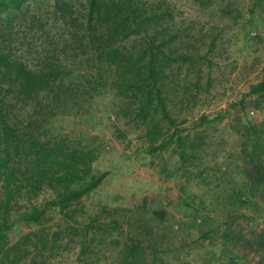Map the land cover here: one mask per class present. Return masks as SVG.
I'll return each instance as SVG.
<instances>
[{"label": "rangeland", "instance_id": "374dc122", "mask_svg": "<svg viewBox=\"0 0 264 264\" xmlns=\"http://www.w3.org/2000/svg\"><path fill=\"white\" fill-rule=\"evenodd\" d=\"M143 1L158 12L159 30L179 31L200 52L186 80V68L171 65L168 106L175 123L156 117V144L172 132L188 138L150 150L146 128L130 118L132 99L109 85L83 113L73 98L66 105L57 100L40 122L41 135L89 144L96 149L92 173L105 176L69 208L72 220L49 207L39 224L15 222L7 240L38 230L56 239L46 245L44 261L41 241L30 245L25 264H264V91L249 92L264 79V0ZM83 3L28 0L0 21V46L15 65L0 75L6 102L17 100L20 65L77 69L73 62L85 55L74 38ZM41 93L17 100L11 121L17 115L26 125L32 107L50 101ZM47 197L42 191L33 202L42 206ZM18 203L11 219L29 206L25 198Z\"/></svg>", "mask_w": 264, "mask_h": 264}, {"label": "trees", "instance_id": "16d2710c", "mask_svg": "<svg viewBox=\"0 0 264 264\" xmlns=\"http://www.w3.org/2000/svg\"><path fill=\"white\" fill-rule=\"evenodd\" d=\"M27 1L0 0V21L4 18L8 22L11 14ZM212 2L205 0L204 4ZM151 7L143 0H85L78 6L81 20L74 38L85 55L74 56L77 69L62 73L52 63L32 70L21 65L17 67L22 78L20 85H16L17 100L26 103L33 94L41 92L50 99L32 107L26 125H21L23 119L17 115L15 121L10 119L17 100L6 102L5 93L0 94V188L3 193L0 199V264H25L28 254L33 255L29 246L37 245L38 240L44 246L38 252L42 260H46V245L55 242V238L49 235L43 238L42 230H38L9 243L7 230L17 221L41 223L49 207H57L62 216L72 220L69 208L79 203L80 198L97 187L105 176L104 173H92L96 149L89 144L75 142L64 135H41L40 122L54 113L57 100H63L66 105L67 98L71 97L79 106L77 112L83 113L89 101L109 85L118 97L132 99L130 118L136 125L146 128L150 150H157L174 138L180 145L188 138L172 132L156 144L160 137L155 129L156 117L175 123L168 106L171 65L176 63L179 69L184 66L187 72L181 80H186L188 70L200 52L178 38L179 31L159 30L154 20L158 12ZM165 12L168 14L169 11ZM69 46L66 44V48ZM65 57L68 66L69 57ZM80 64L81 68L78 67ZM12 66H15L13 59L0 46V75L4 78ZM262 91L264 79L249 90L250 93ZM190 146L193 150L192 143ZM179 155L183 159L185 150L181 149ZM42 191L49 192L50 197L40 206L33 199ZM23 198L29 206L22 211L15 209L16 216L11 219V210L20 207L18 202ZM69 230L73 231L74 227ZM82 239L85 250V236Z\"/></svg>", "mask_w": 264, "mask_h": 264}]
</instances>
